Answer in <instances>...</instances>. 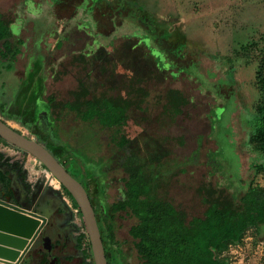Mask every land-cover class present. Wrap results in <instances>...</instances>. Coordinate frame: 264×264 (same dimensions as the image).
<instances>
[{
  "label": "rangeland",
  "instance_id": "374dc122",
  "mask_svg": "<svg viewBox=\"0 0 264 264\" xmlns=\"http://www.w3.org/2000/svg\"><path fill=\"white\" fill-rule=\"evenodd\" d=\"M0 12L20 41L16 60L0 61L5 119L57 157L56 150L68 153L64 166L77 160L96 212L122 197L114 130L74 114L48 124L47 97L70 100L79 82L91 93L121 95L140 79L134 85L148 96L128 111L121 132L142 162L161 163L160 191L189 215L204 209L202 185L231 193L250 182L264 185L253 173V164H264L254 129L264 114L257 82L259 71L264 77V0H0ZM169 88L189 99L175 117L163 107ZM18 156L30 182L64 190L32 155ZM64 198L83 230L79 209ZM135 222L130 213L115 215L119 254L109 252L110 264H141L129 234ZM221 256L228 264H264V235L250 229Z\"/></svg>",
  "mask_w": 264,
  "mask_h": 264
},
{
  "label": "trees",
  "instance_id": "16d2710c",
  "mask_svg": "<svg viewBox=\"0 0 264 264\" xmlns=\"http://www.w3.org/2000/svg\"><path fill=\"white\" fill-rule=\"evenodd\" d=\"M9 24L10 21L0 12V61L13 63L20 54V41H14ZM79 56L80 60L86 58L84 54ZM139 81L137 78L131 80L130 89L121 95L105 91L91 93L87 85L79 82L76 89L70 92V100L64 102L67 111L74 114L77 120L95 124L100 129L114 130L112 143L118 154V165L124 172L120 180L122 198L99 212L94 209L107 259L109 252L115 256L119 254L113 220L117 213L126 212L136 219L129 234L141 264H228L221 254L230 245L239 243L248 230L253 229L258 238L264 235V185L250 182L238 193L211 184L202 185L198 192L204 209L195 215H189L183 206L176 205L160 191L165 175L158 170L161 163L142 162L131 148L128 137L121 132L128 120V111L139 107V103L148 96L142 87L134 85ZM257 82L264 101V77L260 71ZM164 97V111L173 117L180 114L182 107L189 102L187 96L174 88L167 89ZM55 100L53 95L47 97L51 105L55 104ZM254 122L256 137L264 150V114ZM58 152L61 154L56 156L59 161L69 157L68 153ZM66 168L76 178L82 173V166L76 159L69 160ZM253 169V173H261L264 177L263 163L253 164ZM80 246L88 248L86 255L94 264L86 233L81 235Z\"/></svg>",
  "mask_w": 264,
  "mask_h": 264
},
{
  "label": "flooded vegetation",
  "instance_id": "af4514ba",
  "mask_svg": "<svg viewBox=\"0 0 264 264\" xmlns=\"http://www.w3.org/2000/svg\"><path fill=\"white\" fill-rule=\"evenodd\" d=\"M0 97L4 99V93H0ZM5 106L1 101L0 118L7 122ZM67 110L64 102L49 104L47 114L53 117L49 118V126L54 127L52 121L62 122V118L70 115ZM9 148L16 154L9 152ZM21 151L0 137V201L29 208L47 218L43 233L32 247V264H92L86 255L88 248L80 246L81 235L86 233V229L82 230L71 221L69 208L64 202V196H69L65 190L61 193L52 191L43 182H30L27 170L17 158Z\"/></svg>",
  "mask_w": 264,
  "mask_h": 264
},
{
  "label": "water",
  "instance_id": "95a60500",
  "mask_svg": "<svg viewBox=\"0 0 264 264\" xmlns=\"http://www.w3.org/2000/svg\"><path fill=\"white\" fill-rule=\"evenodd\" d=\"M0 137L32 155L72 196L81 213L94 264H108L92 201L82 182L43 144L27 137L0 118ZM47 218L34 210L0 201V264H32V247Z\"/></svg>",
  "mask_w": 264,
  "mask_h": 264
},
{
  "label": "built area",
  "instance_id": "2783aa9c",
  "mask_svg": "<svg viewBox=\"0 0 264 264\" xmlns=\"http://www.w3.org/2000/svg\"><path fill=\"white\" fill-rule=\"evenodd\" d=\"M7 150H12V149L9 148V149H7Z\"/></svg>",
  "mask_w": 264,
  "mask_h": 264
},
{
  "label": "crops",
  "instance_id": "0c3cea01",
  "mask_svg": "<svg viewBox=\"0 0 264 264\" xmlns=\"http://www.w3.org/2000/svg\"><path fill=\"white\" fill-rule=\"evenodd\" d=\"M65 199V198H64ZM67 206L69 207V205L67 204Z\"/></svg>",
  "mask_w": 264,
  "mask_h": 264
}]
</instances>
